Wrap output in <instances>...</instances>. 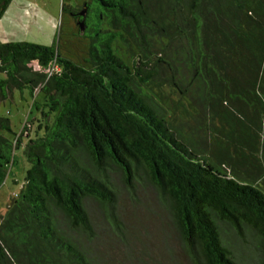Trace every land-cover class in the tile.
Listing matches in <instances>:
<instances>
[{
  "label": "trees",
  "instance_id": "16d2710c",
  "mask_svg": "<svg viewBox=\"0 0 264 264\" xmlns=\"http://www.w3.org/2000/svg\"><path fill=\"white\" fill-rule=\"evenodd\" d=\"M87 6L80 60L0 43V104L27 89L36 113L18 133L0 115V264H92L55 213L90 235L84 201L115 208L109 166L128 187L144 173L192 264H264V0Z\"/></svg>",
  "mask_w": 264,
  "mask_h": 264
},
{
  "label": "rangeland",
  "instance_id": "374dc122",
  "mask_svg": "<svg viewBox=\"0 0 264 264\" xmlns=\"http://www.w3.org/2000/svg\"><path fill=\"white\" fill-rule=\"evenodd\" d=\"M87 1L11 0L0 17V43L54 45L63 55L80 60L89 41L78 39L70 15L62 8L71 9ZM35 114L27 89L12 91L0 104V115L10 121L15 133ZM13 155L12 173L18 181L27 167L23 147L15 149ZM105 176L116 195L112 214L88 198L84 209L91 234L70 231L61 214L55 213L59 232L70 238L92 264H192L168 207L144 173L139 172L131 187L123 183L121 173L112 166L107 167ZM15 188L8 177L0 194L11 195ZM237 251L243 258L250 255L248 249L246 253L242 249Z\"/></svg>",
  "mask_w": 264,
  "mask_h": 264
},
{
  "label": "flooded vegetation",
  "instance_id": "af4514ba",
  "mask_svg": "<svg viewBox=\"0 0 264 264\" xmlns=\"http://www.w3.org/2000/svg\"><path fill=\"white\" fill-rule=\"evenodd\" d=\"M92 16L90 6H87V2H84L70 14L72 23L76 29L75 34H77L78 39L88 40V29H90V18ZM80 25H84V30L80 31Z\"/></svg>",
  "mask_w": 264,
  "mask_h": 264
},
{
  "label": "water",
  "instance_id": "95a60500",
  "mask_svg": "<svg viewBox=\"0 0 264 264\" xmlns=\"http://www.w3.org/2000/svg\"><path fill=\"white\" fill-rule=\"evenodd\" d=\"M84 30V25H80V31L82 32ZM27 136V135H25Z\"/></svg>",
  "mask_w": 264,
  "mask_h": 264
},
{
  "label": "built area",
  "instance_id": "2783aa9c",
  "mask_svg": "<svg viewBox=\"0 0 264 264\" xmlns=\"http://www.w3.org/2000/svg\"><path fill=\"white\" fill-rule=\"evenodd\" d=\"M11 174H12V178L15 179V180H17V179L15 178V173H11Z\"/></svg>",
  "mask_w": 264,
  "mask_h": 264
}]
</instances>
